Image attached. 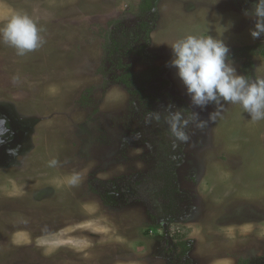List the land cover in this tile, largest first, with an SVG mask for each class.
Instances as JSON below:
<instances>
[{
    "label": "rangeland",
    "instance_id": "obj_1",
    "mask_svg": "<svg viewBox=\"0 0 264 264\" xmlns=\"http://www.w3.org/2000/svg\"><path fill=\"white\" fill-rule=\"evenodd\" d=\"M150 1L0 0V27L27 14L45 40L24 56L0 41V110L24 126L17 163H0V264H264V120L225 103L187 142L165 122L216 107L191 102L170 64L178 39H221L237 74L264 76L255 0Z\"/></svg>",
    "mask_w": 264,
    "mask_h": 264
},
{
    "label": "clouds",
    "instance_id": "obj_2",
    "mask_svg": "<svg viewBox=\"0 0 264 264\" xmlns=\"http://www.w3.org/2000/svg\"><path fill=\"white\" fill-rule=\"evenodd\" d=\"M254 17V29L250 30L253 38L264 35V0H255L249 13ZM41 29L27 14L15 12L7 22L0 27V41L16 49L18 56H24L43 46L44 38ZM173 57L171 66L177 70V75L185 86L191 102L201 108L212 103L215 110L209 113L207 120L199 118L192 112L186 115L183 110L168 113L165 122L175 140L187 142L189 136L185 129L193 121L196 128H204L209 122L221 116L225 103L239 105L247 112L253 122L264 120V76L251 79L237 74L236 69L227 61L229 48L221 39L210 35H187L170 44ZM15 79V78H14ZM148 119L159 121L160 115L150 112ZM11 134L8 120L0 116V145L6 142L5 137ZM9 149V152H14ZM59 161L55 158L48 161V166L55 168ZM81 177L72 173L65 178L68 186H76Z\"/></svg>",
    "mask_w": 264,
    "mask_h": 264
},
{
    "label": "flooded vegetation",
    "instance_id": "obj_3",
    "mask_svg": "<svg viewBox=\"0 0 264 264\" xmlns=\"http://www.w3.org/2000/svg\"><path fill=\"white\" fill-rule=\"evenodd\" d=\"M242 1L244 2V0H242ZM0 116H3V117L7 118L8 124H9V128L11 129V134L7 135L5 137L6 142L4 144L0 145V163L2 164L4 159L11 160L12 161L11 163H15V162L17 163L16 159L18 157V154L14 155V154L10 153L9 149H11L10 146H13L15 138L18 136V129H20L19 127L24 128V126H22L20 124H17V123L15 124V122L7 114L2 112L1 110H0ZM26 128H27V130H30V126H26ZM122 183H124V182H122ZM120 188L121 187H119L118 184H115V185H113V187L111 189L110 188L109 189L108 188L104 189L105 191L103 192V194L106 197H109L110 195L114 196L118 192V190H120ZM42 189H40V191L37 192L36 194H41L42 196L43 195H49L50 189L47 188V189L43 190L44 192H41ZM162 228H163V234L165 236L164 238H167V236H166L167 235L166 222H163ZM2 236H4V235L2 234ZM9 240H10V237H9Z\"/></svg>",
    "mask_w": 264,
    "mask_h": 264
},
{
    "label": "trees",
    "instance_id": "obj_4",
    "mask_svg": "<svg viewBox=\"0 0 264 264\" xmlns=\"http://www.w3.org/2000/svg\"><path fill=\"white\" fill-rule=\"evenodd\" d=\"M141 8L143 10L151 9V1L150 0H142ZM124 70L125 71L123 72V76H121L120 80L127 87H131L132 84L135 85L137 79H136V76L133 75V72L131 71V69L128 66H125ZM155 72H157L156 67L152 68V70L149 71L148 73H155ZM142 80H143L144 84L137 86L136 90H133V92L137 93L141 97V99H144L147 101L152 93H146L147 88L145 86H146V83L148 82V80L146 81L144 78H142Z\"/></svg>",
    "mask_w": 264,
    "mask_h": 264
}]
</instances>
